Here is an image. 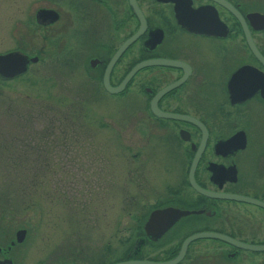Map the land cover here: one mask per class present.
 <instances>
[{
	"label": "flooded vegetation",
	"instance_id": "obj_1",
	"mask_svg": "<svg viewBox=\"0 0 264 264\" xmlns=\"http://www.w3.org/2000/svg\"><path fill=\"white\" fill-rule=\"evenodd\" d=\"M40 2L35 0L27 8L39 28L60 16L57 9ZM68 2V27L78 25L75 39L83 68L102 89L106 66L124 43L108 71L111 86L134 66L149 62L134 69L120 92L103 91L140 97L145 105L142 120L164 133L159 138L182 163L179 185L167 186L134 219L140 225L121 257L94 263L165 261L196 233H219L245 244L264 245V206L256 203L264 204V10L244 0ZM39 10H51L56 18L37 21ZM16 50L20 51L6 52ZM165 208L184 213L153 239L144 222L152 210ZM1 215L0 264H89L84 252L72 251L58 262L56 249L42 252L36 233L22 226L11 228ZM158 231L150 229V233ZM253 255L260 256L255 264H264V249L199 237L187 243L176 264H243Z\"/></svg>",
	"mask_w": 264,
	"mask_h": 264
},
{
	"label": "rangeland",
	"instance_id": "obj_2",
	"mask_svg": "<svg viewBox=\"0 0 264 264\" xmlns=\"http://www.w3.org/2000/svg\"><path fill=\"white\" fill-rule=\"evenodd\" d=\"M244 1L264 10V0ZM34 3L0 0V54H38L0 79V215L36 233L42 252L56 249L58 262L72 251L108 263L133 240L136 216L179 185L181 158L142 120L140 97L108 94L85 72L68 0H41L60 15L41 28L27 12Z\"/></svg>",
	"mask_w": 264,
	"mask_h": 264
},
{
	"label": "water",
	"instance_id": "obj_3",
	"mask_svg": "<svg viewBox=\"0 0 264 264\" xmlns=\"http://www.w3.org/2000/svg\"><path fill=\"white\" fill-rule=\"evenodd\" d=\"M55 18H56V14L54 12H52L51 10H39L36 13V20L37 21L40 20L41 22H44V20L46 19V20H49V22H51ZM136 35H137V33H135L126 42H129L132 38L136 37ZM125 45H126V43H124L120 48H118L114 52V54L112 55V57L110 58V60L107 64L105 72L103 74L102 86H103V89L108 93L113 94V93L120 92L123 89L125 82L128 80L129 76L134 71V69H137L140 66H144V65L149 64V62L145 61V62H142V63L134 66V68H132L129 71V73L124 77V79L118 85L111 86L108 83V78H107L109 68L111 67L113 62L116 60L117 56L120 54L121 50L123 49V47ZM37 59H38L37 56H27L26 54H24L20 51H17V50L2 53V54H0V77L2 79H7V78L14 77L18 74L24 73L27 70L28 65L33 63V62H36ZM157 62L168 63V61H164V60H158ZM152 110H153V113H155L156 115H159L157 113V111L154 110V108H152ZM193 165H194V159L192 160L190 168H189V172H188L189 179L192 176L191 172H192ZM246 199H248V198H246ZM251 202H256V201L252 200ZM256 203L261 205V206H264V204H262V203H259V202H256ZM182 213H184V212H182L178 209H172V208L152 210L150 212L148 218L144 222V229L148 232L147 234L151 235V238L157 239L161 234H163L162 232L165 231ZM152 227H154V229H156V230H159L158 231L159 233H150V229H152ZM23 232L24 231H20V233H23ZM199 237L217 238L219 240L227 241V242H229L233 245H236L238 247L246 248V249H250V250H263L264 249V245L245 244V243L239 242L235 239L228 238L227 236L219 234V233H196V234H192V235L188 236L185 240H183V242L181 243L179 251L171 259H168L165 261L127 260V261H117V262H113L110 264H176L182 258L187 243L196 239V238H199Z\"/></svg>",
	"mask_w": 264,
	"mask_h": 264
},
{
	"label": "trees",
	"instance_id": "obj_4",
	"mask_svg": "<svg viewBox=\"0 0 264 264\" xmlns=\"http://www.w3.org/2000/svg\"><path fill=\"white\" fill-rule=\"evenodd\" d=\"M21 127V126H20Z\"/></svg>",
	"mask_w": 264,
	"mask_h": 264
}]
</instances>
